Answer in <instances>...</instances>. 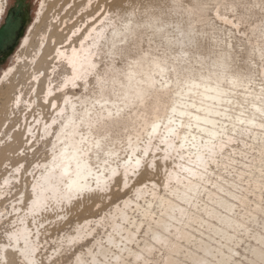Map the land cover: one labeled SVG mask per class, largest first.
Returning <instances> with one entry per match:
<instances>
[{
	"label": "snow or ice",
	"instance_id": "6c2138e0",
	"mask_svg": "<svg viewBox=\"0 0 264 264\" xmlns=\"http://www.w3.org/2000/svg\"><path fill=\"white\" fill-rule=\"evenodd\" d=\"M38 8L0 63V264H264V0Z\"/></svg>",
	"mask_w": 264,
	"mask_h": 264
},
{
	"label": "rangeland",
	"instance_id": "374dc122",
	"mask_svg": "<svg viewBox=\"0 0 264 264\" xmlns=\"http://www.w3.org/2000/svg\"><path fill=\"white\" fill-rule=\"evenodd\" d=\"M27 3L29 4V11H30V20L28 21L29 24L26 25L25 29L26 31L23 32V35H29V32L27 31H32L31 33V37H32V45H35L38 41H39V38L40 36L43 34V29H44V22H42L37 28L35 23H33V18L35 17L36 13L39 11V8H38V3H39V0H26ZM23 4L25 5V0H23ZM12 4V1L11 0H8V6H10ZM16 4V0L14 2V5ZM76 10L74 9L73 12H75ZM69 16L71 17V19H67V26L71 27L73 25V23H79V19L78 17L74 16L73 13H69ZM70 20V22H69ZM2 24V23H1ZM33 25H34V28H33ZM29 26V28H28ZM34 29V30H33ZM68 33V32H66ZM59 36L61 37V39L63 38L61 34H59ZM33 51V47L32 46H29L28 48L24 49L22 47V44L21 46L17 43V45L15 46V49L14 51L12 52V54L10 55V57L8 59H6L3 64L4 65H7L14 57H17L19 56L21 59H24V58H27L28 60H31V52ZM51 51V44L50 46L47 48V51L45 53V55H47L49 52Z\"/></svg>",
	"mask_w": 264,
	"mask_h": 264
},
{
	"label": "bare ground",
	"instance_id": "6f19581e",
	"mask_svg": "<svg viewBox=\"0 0 264 264\" xmlns=\"http://www.w3.org/2000/svg\"><path fill=\"white\" fill-rule=\"evenodd\" d=\"M11 1H12V4H11L10 6H8V10H7V12H8L9 9H11V8H14V9H15V7L17 6L18 3H22L21 9H20V14H22V19H23V23H22V24H23V27H22V29H21V31H20V33H19L17 43H18L20 46H21V44H22V47H23L25 38H30V39L32 40V37H31V34H32L31 32H32V31H31V30H30V31H27V32H29V35H26V33H25V35H23V32L26 31V30H24V29H25L26 25L29 24L28 21L30 20L29 4L27 3L26 0H25V5L23 4V3H24L23 0H16V4H15V5H14L15 0H11ZM7 4H8V0H7ZM7 12H6V14H7ZM70 13H71V12H70ZM6 14H5L4 16H0V25H1V23H3ZM42 22H43V21L39 22L38 25L35 23V25H36L35 28H37ZM69 22H70V20H69ZM77 26H84V22L79 21V23H77ZM60 27L63 28L64 25L61 24ZM71 27H72V26H71ZM71 27L67 26V28H65V32H68V30L71 29ZM28 28H29V26H28ZM33 28H34V25H33ZM33 30H34V29H33ZM59 34H60L59 32L53 30V38L61 39V37L59 36ZM68 34H70V33L68 32ZM42 35H47V33H46V32H43ZM110 38H111L110 35H109V36H106V37H99V38H98V43H100V44H104L105 41H106V40H110ZM17 43L14 44V45L11 47L10 50H8L6 53L3 54V56L1 57V60H0V63L3 64V62H4L6 59H8V58L10 57V55H11L12 52L14 51L15 46L17 45ZM49 46H50V44L48 45V47H49ZM28 47H29V46H28ZM28 47H23V48L26 49V48H28ZM48 47H47V48H48ZM47 48L44 50V55H45V53H46V51H47ZM45 56H47V55H45Z\"/></svg>",
	"mask_w": 264,
	"mask_h": 264
},
{
	"label": "water",
	"instance_id": "95a60500",
	"mask_svg": "<svg viewBox=\"0 0 264 264\" xmlns=\"http://www.w3.org/2000/svg\"><path fill=\"white\" fill-rule=\"evenodd\" d=\"M22 3H18L17 6L14 8L9 9L7 12L3 23L0 25V60L4 53L11 49V47L17 43L19 33L23 27V24H20L17 21V28L18 31L16 32L15 39L13 40L10 32H9V21H11L14 17L20 15Z\"/></svg>",
	"mask_w": 264,
	"mask_h": 264
}]
</instances>
